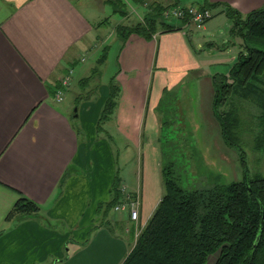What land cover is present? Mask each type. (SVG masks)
<instances>
[{"label":"crops","instance_id":"1","mask_svg":"<svg viewBox=\"0 0 264 264\" xmlns=\"http://www.w3.org/2000/svg\"><path fill=\"white\" fill-rule=\"evenodd\" d=\"M120 1L117 6L115 0L102 1L113 4L122 19L131 15L113 25L112 40L120 43L118 71L113 77L119 97L105 123L124 140L136 139L141 150L135 185L118 175L120 186L139 200L137 222L129 219L128 212L113 210L109 216L99 209L110 200L118 174L107 160L98 169L91 149L99 146L90 148V141L98 137L94 128L107 91L102 89L96 103L88 97L79 114H69L61 106L77 82L76 72H83L75 70V63L83 62L84 52L98 47L97 40L103 43L101 54L107 49L109 39L96 34L102 23H92L74 0H0V264H48L49 258L62 256L65 242H82L93 226L91 240L77 246L79 252L70 263L121 264L164 194L159 152L148 144L149 138L157 137L159 123H164L155 110L166 93L172 94L175 103L179 87L186 86L189 78L198 83L197 97L206 90L208 104H212V78L204 69L206 61L195 53L202 49L203 40L194 43L190 29L194 25L176 22L181 30L157 33L150 40L137 34L116 37L118 26L141 23L154 6L195 4L191 0L176 4L171 0ZM207 2L227 5L242 15L264 7V0ZM222 6L216 9L222 12ZM133 14L135 22L130 20ZM201 29L211 31L206 22ZM65 76L70 83L58 103L55 93L62 90L60 79ZM21 197L37 204L39 215L7 221Z\"/></svg>","mask_w":264,"mask_h":264},{"label":"trees","instance_id":"2","mask_svg":"<svg viewBox=\"0 0 264 264\" xmlns=\"http://www.w3.org/2000/svg\"><path fill=\"white\" fill-rule=\"evenodd\" d=\"M120 2L115 0V4ZM220 6L204 0L199 9L209 11ZM222 7L223 14L233 22L231 34L241 38L245 52L234 58L220 85L213 80L211 109L224 144L239 147L233 131L235 123L230 120L235 114L223 108L230 99H249L257 93L264 109V7L245 15L227 5ZM166 8L154 6L141 23L118 26V36L137 34L150 40L157 33L181 30L182 25L176 26V22L188 24L186 20H164L162 12ZM103 58L104 54L99 60ZM118 97L119 88L111 81L97 132L103 131L102 124L112 116ZM261 122L264 126V113ZM168 171H161L162 198L121 264H207L211 257H215L214 264H264V176L249 177L246 171L239 181L199 191L183 188ZM120 184L116 173L110 200L99 208L104 213L124 200ZM39 213L37 204L21 197L6 220L36 217Z\"/></svg>","mask_w":264,"mask_h":264},{"label":"rangeland","instance_id":"3","mask_svg":"<svg viewBox=\"0 0 264 264\" xmlns=\"http://www.w3.org/2000/svg\"><path fill=\"white\" fill-rule=\"evenodd\" d=\"M74 1L83 8L86 14L90 15L92 23H102L96 34L104 35L110 41L108 40L105 44L107 49L101 54L103 43L97 40L95 45L98 47L94 49L92 47L90 51L84 52L83 62L75 63V70L83 69V72H76L77 82L73 85L74 87L72 86L61 105L68 108L69 114L75 111L79 114L84 110L88 97H91L89 99H92V102H98L100 95L103 94L102 89L108 94L109 83L114 82L113 77L118 71L117 59L120 50L119 41L112 40L113 25L118 24L119 22L116 21L122 19L118 12L113 11L112 6L114 5L102 4L103 0ZM171 1L175 4L181 3L180 0ZM200 2L201 0H191L190 3L198 6ZM209 12L211 19L206 21V24H209L210 32L205 33L201 26L199 28L192 26L190 29L194 43L203 40L202 49L195 53L201 55L200 57L206 61L203 64L204 69L210 74L212 84L215 80L220 85L223 77L228 75L233 65L232 57L245 51L241 38L231 34L233 22L216 8L209 9ZM130 16L122 20H127ZM130 20L135 22L134 14ZM122 24L128 25L129 23L123 22ZM117 35L116 33L118 38ZM103 54L104 58L100 61L99 57ZM184 85L186 86L179 87V94L173 100L175 103L172 102V94L166 93L155 110V115L164 117V123H159L157 137L149 138L148 144H152L154 151L159 152V170L165 169L169 172L168 169H170V175L178 180L179 185L186 189L199 191L209 190L216 184L225 185L232 181H239L246 171L249 177L264 176V126L261 122L264 109L261 107L262 101L257 93L249 99L240 97L230 99L227 106L223 108L235 114V119L230 120L235 123L233 131L239 147H229L224 144L220 136L218 124L212 113V104L211 106L208 104L210 95L205 90L201 91L197 97L198 83L196 84L195 80L190 82V78L188 82H184ZM100 102L103 103V100ZM76 124L78 125V121ZM96 127L94 132H97ZM102 128L103 131L97 132L98 137L90 141V148L95 145L99 146L91 149L94 160L96 158L98 161V169H101L103 161L107 160L113 164V167L115 166L121 180L135 185L141 154L140 147L136 146V139L132 142L124 140L115 129H107L106 123L102 124ZM83 140L85 142V135ZM113 215V210L109 211V216ZM93 232L94 226L88 234H85L82 242L80 240H75L77 243L65 242L61 252L62 256L49 258L48 264H71L69 259L79 252L77 246L81 243L83 246L85 241H90ZM71 243L73 245L70 247ZM214 262L215 257H211L207 264H214Z\"/></svg>","mask_w":264,"mask_h":264},{"label":"built area","instance_id":"4","mask_svg":"<svg viewBox=\"0 0 264 264\" xmlns=\"http://www.w3.org/2000/svg\"><path fill=\"white\" fill-rule=\"evenodd\" d=\"M162 18L166 21H182L186 20L189 24L200 27L206 21L211 19V14L208 10H200L196 6L189 7H168L162 12ZM69 77L65 76L60 79L62 90L55 93V101L62 102L64 92L69 86ZM124 200L114 207L115 212H128L129 219L133 222L138 221L139 217V200L137 196L126 193L124 187L119 188Z\"/></svg>","mask_w":264,"mask_h":264}]
</instances>
